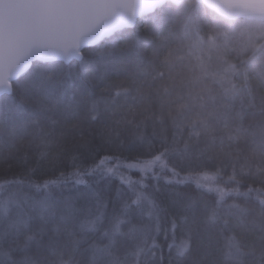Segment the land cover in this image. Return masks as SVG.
I'll use <instances>...</instances> for the list:
<instances>
[{"label":"snow or ice","instance_id":"6c2138e0","mask_svg":"<svg viewBox=\"0 0 264 264\" xmlns=\"http://www.w3.org/2000/svg\"><path fill=\"white\" fill-rule=\"evenodd\" d=\"M0 264H264V0H0Z\"/></svg>","mask_w":264,"mask_h":264},{"label":"trees","instance_id":"16d2710c","mask_svg":"<svg viewBox=\"0 0 264 264\" xmlns=\"http://www.w3.org/2000/svg\"><path fill=\"white\" fill-rule=\"evenodd\" d=\"M132 176H133V178H138V174L135 172V171H133L132 173H130ZM69 189H71V192H69ZM65 194L67 195V194H75V192H76V189H73V188H71V185H69L67 188H65ZM180 234H179V232H177V236H176V242L177 243H179V241H180Z\"/></svg>","mask_w":264,"mask_h":264}]
</instances>
